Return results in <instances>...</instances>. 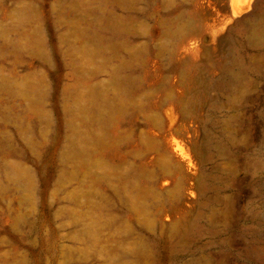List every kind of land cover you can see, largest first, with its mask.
Here are the masks:
<instances>
[{
	"label": "rangeland",
	"instance_id": "374dc122",
	"mask_svg": "<svg viewBox=\"0 0 264 264\" xmlns=\"http://www.w3.org/2000/svg\"><path fill=\"white\" fill-rule=\"evenodd\" d=\"M238 1L0 0V264H264V49L231 156L204 127Z\"/></svg>",
	"mask_w": 264,
	"mask_h": 264
},
{
	"label": "bare ground",
	"instance_id": "6f19581e",
	"mask_svg": "<svg viewBox=\"0 0 264 264\" xmlns=\"http://www.w3.org/2000/svg\"><path fill=\"white\" fill-rule=\"evenodd\" d=\"M248 1L249 0H239L238 1L239 2V8H242V9L245 8L246 5L248 4ZM249 19L250 20L244 26L240 25V26L235 28L236 35L238 36L237 42L235 44L234 43L231 44V46L229 47V49L226 53V59L225 60L220 61L217 64H215L220 59L217 60L214 63L215 64L214 66H211V64H213V62L215 60L212 63L208 62L210 59L206 60L210 64L209 67L211 66L214 71L221 70L224 73L223 78H221L220 80H217L215 82H210L211 85L209 87L220 91V94L222 95V97L225 98L227 103L223 104L221 106L220 105L218 106V103L216 104L213 101V99H212L213 102H210V103L208 100L207 103L210 104V105H208V107L210 109H212L211 110L212 116H210L209 119L207 120L208 123L207 122L204 123V127L205 128L207 127L208 136H210L212 138V141L214 139L217 140V145H215L217 148H215V149H217L218 154L222 157L229 156L230 155L228 152L229 150L226 149L225 146L222 145V141H221L222 138L220 137L221 135L219 134L220 135L219 136L218 133H216L215 131H213L210 128V126L212 125V122L213 121L215 122L216 120L220 121V123L223 124L224 127H226V132L224 134L227 136L229 135V137L231 139L234 138V140H236L237 136H239L240 131L242 130L241 120H243V118H244L243 113L240 112V110H239V106L244 105L245 107H249L251 104V101L255 98L254 96H251L250 94H245L244 89L247 86L253 84V81L248 82V78L250 77V75L252 73H254V68L252 66L253 64L250 60V53L255 49H257V50L264 49V5H261V4L256 5L254 7V9L252 10ZM194 26L196 27V23L192 24V27H194ZM208 63H206L207 66H208ZM204 67L206 68L205 64H204ZM200 70H203V69L201 68ZM208 70H209V68H208ZM204 71L205 70H203L202 72H204ZM200 77L203 78L202 73H201ZM204 79H205V77H204ZM205 86H208V84L206 83ZM192 89H193V87L191 88L190 96H192L194 93V90H192ZM205 89H207V88H205ZM193 96H194L193 98H195V95H193ZM257 98L258 99L264 98V88L258 90ZM193 102H194V99H193ZM189 104H190V102H189ZM189 104H187L186 108H188L190 106ZM224 106H226V107L229 106V109L232 110V113L230 115H228L227 118H218L216 116V114L220 110L224 109ZM191 107H192V103H191ZM194 108H196V107H194ZM192 109H193V107H192ZM187 111L189 112V110H187ZM190 112H191V114H192V112L194 113V111H190ZM250 137L253 138L252 136H250ZM251 138L248 137L247 139H245L243 141V144H244L243 147L246 146L247 148H249V146H251V144H252ZM209 141H211V140H209ZM214 143H216V142H214ZM261 146H264V141L262 142ZM220 169L221 168H220L219 164L218 165L215 164L213 166V170H212L213 173L209 174V176H210L209 180H212V183L211 182L207 183L206 181L204 183H200L199 187H200V191L202 193H205L206 191L212 190V191L219 194L222 191V188H223L222 185L218 184L220 181V172H221ZM214 170L217 171L218 173H214ZM258 182L261 186L263 185L260 180H258ZM224 191H226V190H224ZM209 198L205 202V206H206L207 210L201 211L200 216L205 217L206 220H208V221L213 220V222L216 223L215 220H216L218 208L216 209V206L210 203L211 202L210 200L213 201V198L212 197H209ZM215 202H218L219 204H227V208H230V209L232 207L230 204V198H228L227 196L218 195V197L215 199ZM259 213H260L259 219L261 220V217L264 218V211H260ZM257 223L262 224L263 222L259 221ZM205 226L207 227L206 224H205ZM213 227H214V229H212L213 232L220 231L218 229V224H213ZM175 229L177 231L176 227H175ZM187 230H189V228ZM185 235L189 237V234L186 233ZM183 237H184V235H183Z\"/></svg>",
	"mask_w": 264,
	"mask_h": 264
}]
</instances>
